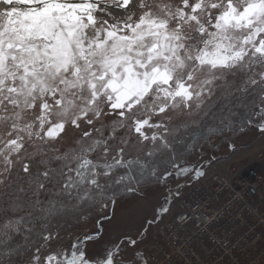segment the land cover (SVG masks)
<instances>
[{
    "label": "snow or ice",
    "instance_id": "1",
    "mask_svg": "<svg viewBox=\"0 0 264 264\" xmlns=\"http://www.w3.org/2000/svg\"><path fill=\"white\" fill-rule=\"evenodd\" d=\"M189 123L264 134V0H0V264H149L143 233L53 244L177 168Z\"/></svg>",
    "mask_w": 264,
    "mask_h": 264
},
{
    "label": "built area",
    "instance_id": "2",
    "mask_svg": "<svg viewBox=\"0 0 264 264\" xmlns=\"http://www.w3.org/2000/svg\"><path fill=\"white\" fill-rule=\"evenodd\" d=\"M174 197L161 229L148 241L149 264H264L259 167L206 173Z\"/></svg>",
    "mask_w": 264,
    "mask_h": 264
},
{
    "label": "rangeland",
    "instance_id": "3",
    "mask_svg": "<svg viewBox=\"0 0 264 264\" xmlns=\"http://www.w3.org/2000/svg\"><path fill=\"white\" fill-rule=\"evenodd\" d=\"M179 118L182 119V117ZM175 119L177 117L174 116ZM73 135L74 133L70 131L69 138L65 139L61 144L62 148H66L72 144ZM233 145L234 148L232 146L221 148L214 159L200 158L196 166L188 164L178 166L172 169L171 174H168L167 178H164L153 187L139 192L134 199L126 202H116L114 205L103 209L102 211L107 212L106 218L104 219L102 217L105 216L100 215L98 218L99 224H96L95 221L90 226V230H93L103 225L100 228L101 238H98L92 247L97 249L102 248L108 243L116 242L124 234L137 239V234L143 233L138 240L137 248L145 256L148 241L161 229L164 218L170 213L175 203L174 195H169V193H173L177 188L184 189L197 180V169L205 173L213 171L226 172L227 170H224L223 167L228 162L229 167L234 165L257 166L264 173V134L253 128L252 131L241 136ZM233 158L241 160L229 163V159ZM187 166H191L193 170L188 173L179 174L180 169ZM164 209H168V211L165 212ZM149 221H152V223L149 224ZM56 243L68 245L71 243V240L69 236H66V238H61L59 241L54 242L53 246ZM131 254L132 252L129 250V255Z\"/></svg>",
    "mask_w": 264,
    "mask_h": 264
},
{
    "label": "trees",
    "instance_id": "4",
    "mask_svg": "<svg viewBox=\"0 0 264 264\" xmlns=\"http://www.w3.org/2000/svg\"><path fill=\"white\" fill-rule=\"evenodd\" d=\"M253 128L254 127H246L243 132L226 130L222 134L202 137V129L199 124L189 123L187 127L182 126L181 132L178 137V142L174 145L177 153L181 154V158L178 160V166H182L184 164L196 166L198 165L199 159L202 157L214 159L215 156L220 152L221 148L232 146L241 136L245 135V133L247 132L252 131ZM71 146L72 144H70L68 147ZM172 169L174 168H172L170 164L166 162H160L158 165V174L160 178H157V176H144L139 186L133 185V187L136 188L135 191H122L118 196L116 202L120 203L134 199L139 192L144 191L149 187L151 188L161 182L164 178H167ZM118 171L123 174L126 170L119 169ZM29 195H31V193H29ZM48 195L49 193L41 194L40 199H46ZM18 214L24 215V212L20 211ZM98 218L99 216L96 219ZM102 218L105 219L106 217ZM93 223H95V220L89 221L87 225L64 227L61 229V237L66 238V236H69L70 232L72 234H83L86 232H91L95 229L94 228L93 230H90V226H92ZM69 237L71 240L72 237ZM15 241L23 244V235H16Z\"/></svg>",
    "mask_w": 264,
    "mask_h": 264
},
{
    "label": "crops",
    "instance_id": "5",
    "mask_svg": "<svg viewBox=\"0 0 264 264\" xmlns=\"http://www.w3.org/2000/svg\"><path fill=\"white\" fill-rule=\"evenodd\" d=\"M239 160H241V159H234V158H233V159H229V163L237 162V161H239ZM226 165H227V166H226ZM226 165H225L226 167H225V166L223 167L224 170H228V167H229L228 162L226 163Z\"/></svg>",
    "mask_w": 264,
    "mask_h": 264
}]
</instances>
